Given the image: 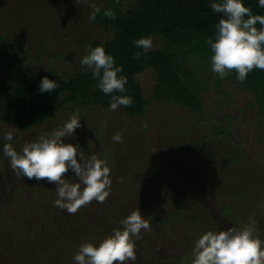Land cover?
<instances>
[{"label":"rangeland","instance_id":"rangeland-1","mask_svg":"<svg viewBox=\"0 0 264 264\" xmlns=\"http://www.w3.org/2000/svg\"><path fill=\"white\" fill-rule=\"evenodd\" d=\"M125 2L130 6L134 0ZM105 3L0 0V45H20L27 56L23 64L34 74L56 71L73 76L85 70L80 63L85 43L109 37L89 19L91 5L101 8ZM152 40L149 51L163 49L160 40ZM9 64L0 65V97L12 85ZM136 80L149 101L143 118H130L121 108L82 109L78 111L82 126L65 141L79 144L80 152L97 155L111 168L113 183L106 202L93 201L78 210L90 220L87 227L75 222L77 213L54 206L58 198L54 184L17 175L3 154L5 143L20 151L25 142L62 127L72 113L62 110L24 133L0 121V264H60L64 255L74 256L97 231L103 232V239L113 234L135 210L149 221L151 231L142 230L135 240L137 259L128 264H191L202 234L242 227L250 217L264 240V130L257 124L254 96L227 83L222 85L224 94H218L211 85L202 93L204 111L197 113L154 99L153 71ZM8 131L14 134L10 142L4 139ZM117 132L123 143L113 142ZM241 174H253L248 188L247 182L241 184ZM67 179L78 182L71 170ZM20 187L25 192L18 193ZM9 193H15L14 198ZM226 206L233 211L225 216ZM175 213L180 215L168 228L159 223L158 218ZM53 231L64 236L63 246L52 240ZM66 261L75 264L74 259Z\"/></svg>","mask_w":264,"mask_h":264},{"label":"trees","instance_id":"trees-1","mask_svg":"<svg viewBox=\"0 0 264 264\" xmlns=\"http://www.w3.org/2000/svg\"><path fill=\"white\" fill-rule=\"evenodd\" d=\"M213 2L221 0H134L130 6H127L125 0H106L92 23L109 37L104 42L87 41L85 55L88 54V47L103 46L106 53L114 57L115 66L123 68L118 75L127 77L126 91L114 94L132 98L131 106L119 107L127 116L143 118L146 115L149 101L136 77L146 71H153L154 99L192 112L204 111L202 93L211 85L216 86L218 94H224L223 83L251 93L256 102L257 124L264 130V70L254 69L244 82L238 81L235 71L224 79L212 71L213 53L206 41L209 37L215 38V26L223 18L222 13L211 9ZM243 2L252 9L253 14L264 15V8L259 6L258 0ZM107 9L115 12L116 19L104 16ZM257 27L261 26L257 24ZM145 37L157 38L164 44L163 49L144 52L142 48H137L134 41ZM136 52L143 53L139 60L134 58ZM26 58L20 45H0V65L9 61V72L13 76L6 96L0 97V121L13 125L24 133L45 124L62 110L74 114L93 107L109 109L112 94H105L100 90L98 80L93 79L90 70L82 67L85 70L66 77L56 71L34 74L23 64ZM45 76L56 81L58 89L40 92V83ZM228 132L223 129L226 136H229ZM261 174L259 175L264 178L263 173ZM251 177H254L253 174H241V184L245 186L247 182L248 188L252 184L248 183ZM18 189V193L25 192L21 187ZM14 194L9 193L10 199L14 198ZM153 195L150 194V197ZM232 211L231 206L222 210L225 216ZM178 215L180 213L170 214L169 218L160 217L158 221L168 228ZM73 218L80 226L91 225L81 211H77ZM51 236L55 237L52 240L58 246H63L64 241L66 242L63 241L64 236H56L54 231ZM102 239L103 232L97 231V236L90 242L98 246ZM72 257L74 256L64 255L65 259L62 258L60 264H70L66 260L70 261Z\"/></svg>","mask_w":264,"mask_h":264},{"label":"clouds","instance_id":"clouds-1","mask_svg":"<svg viewBox=\"0 0 264 264\" xmlns=\"http://www.w3.org/2000/svg\"><path fill=\"white\" fill-rule=\"evenodd\" d=\"M74 2L80 5L88 0ZM258 2L264 8V0ZM91 7L89 19L95 21L101 10L95 5ZM211 9L223 14L215 26V38L209 37L206 41L213 53L212 71L221 79L235 71L238 81L244 82L254 69L264 70V15L253 14L243 0L213 2ZM104 16L116 19L112 9L105 10ZM257 24L261 27L258 28ZM134 44L147 52L153 40L151 37L140 38ZM87 52L80 61L81 66L93 73V79L98 80L103 93L112 94L108 110L131 106V97L114 94L126 91L127 77L118 75L123 68L115 66L114 57L107 54L103 46L88 47ZM142 54L136 52L134 58L139 60ZM58 87L56 81L45 76L40 83V92H53ZM81 126L77 112L62 127L40 135L33 142H25L20 151L12 143L3 145V154L9 159L11 169L28 180L54 184L58 197L54 206L73 215L93 201L105 203L113 183L106 160L95 154L86 156L79 151V144L65 142ZM13 138L12 131L4 135L6 141ZM112 140L123 143L122 133L117 132ZM70 170L78 182L67 179ZM120 224L122 227L115 229L98 246L83 243L73 257L75 264H128L136 261L135 240L141 238L142 230L151 231V224L140 210L132 211ZM256 224L255 218L250 217L242 227H229L218 232L209 230L202 234L193 247L191 264H264V240L256 234Z\"/></svg>","mask_w":264,"mask_h":264}]
</instances>
